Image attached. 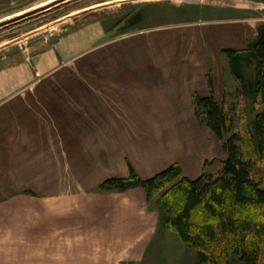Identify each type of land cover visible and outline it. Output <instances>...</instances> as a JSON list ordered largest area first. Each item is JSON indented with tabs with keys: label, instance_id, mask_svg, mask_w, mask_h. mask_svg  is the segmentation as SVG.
I'll return each instance as SVG.
<instances>
[{
	"label": "crops",
	"instance_id": "obj_1",
	"mask_svg": "<svg viewBox=\"0 0 264 264\" xmlns=\"http://www.w3.org/2000/svg\"><path fill=\"white\" fill-rule=\"evenodd\" d=\"M161 41H116L98 57L100 51L91 54L90 64L73 66L74 80L66 76L57 88L35 86L27 69L0 83V195L40 194L32 197L35 213L76 229L55 243L31 247L44 260L29 264H72L77 258L85 264H138L157 216L141 188L101 194L100 186L131 171L146 180L177 162L185 177H198L185 171L177 152L164 150L197 79L194 69L167 65L173 56L161 54ZM54 89L60 97L51 99Z\"/></svg>",
	"mask_w": 264,
	"mask_h": 264
},
{
	"label": "rangeland",
	"instance_id": "obj_2",
	"mask_svg": "<svg viewBox=\"0 0 264 264\" xmlns=\"http://www.w3.org/2000/svg\"><path fill=\"white\" fill-rule=\"evenodd\" d=\"M48 1L51 0H0V20ZM262 27L264 0H59L0 25V83L25 69L31 72L32 83H49V87L57 88L66 76L74 80V74H69L73 66L82 61L89 63L91 54L100 51L96 53L98 57L116 41L161 38V54L172 52L173 56L167 65L177 70L194 69L197 79L189 99L180 105L179 119L175 116L172 122L173 138L164 150H171L173 155L177 152L190 176H199L204 170L215 175L225 153L215 136L190 115L193 97L207 90L205 85L211 77L216 100L234 120V132L243 142L249 140L251 122L261 108V99L256 102L242 94L221 50L230 48L244 53ZM244 73L252 77L253 67H246ZM56 93L60 97L57 89L49 97L54 99ZM249 157L256 161L255 179L264 186V160H257L253 154ZM27 192L0 195V264L40 263L44 260L38 257L41 250L31 247L57 242L64 234L76 232L75 227L60 225L59 220L48 222L44 214L35 213L32 197L41 196ZM98 193L117 192L99 188ZM147 204L157 222L138 264H212L201 263L196 251L186 248L163 223V211L155 197ZM16 245L19 249H15ZM56 259L55 263L61 261L60 257ZM84 261L77 258L71 262L85 264ZM233 262L230 264H240ZM118 264L132 263L123 259Z\"/></svg>",
	"mask_w": 264,
	"mask_h": 264
},
{
	"label": "trees",
	"instance_id": "obj_3",
	"mask_svg": "<svg viewBox=\"0 0 264 264\" xmlns=\"http://www.w3.org/2000/svg\"><path fill=\"white\" fill-rule=\"evenodd\" d=\"M221 54L242 94L256 102L261 99L249 140L243 142L234 132V120L216 100L213 80L208 77L207 95L194 94L193 106L198 122L215 136L225 153L215 175L204 170L189 179L173 164L146 180L131 171L128 178L107 180L100 189L141 188L147 200L155 197L163 223L186 248L196 251L201 263L264 264V186L255 179L256 161L249 157L253 154L264 160V27L244 53L227 48ZM246 67H253L252 77L245 75Z\"/></svg>",
	"mask_w": 264,
	"mask_h": 264
},
{
	"label": "bare ground",
	"instance_id": "obj_4",
	"mask_svg": "<svg viewBox=\"0 0 264 264\" xmlns=\"http://www.w3.org/2000/svg\"><path fill=\"white\" fill-rule=\"evenodd\" d=\"M56 1H59V0H51V1H48V2H46V3L40 4V5H38V6H35V7H33V8H30V9H28V10H25V11L19 12V13H17V14H14V15H12V16L6 17V18L0 20V25H2L5 21H11V20H13V19H15V18H16V20H17V19H20V18H23V17H25V16H27V15L33 13L34 11H37V10L43 9V8L47 7L48 5H51V4H53V3H56ZM105 4H107V3H105ZM97 6H98V5L93 6V7H91V8H96ZM5 24H6V23H5Z\"/></svg>",
	"mask_w": 264,
	"mask_h": 264
}]
</instances>
